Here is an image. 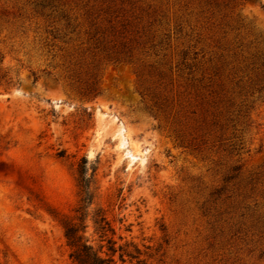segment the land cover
<instances>
[{"label": "rangeland", "instance_id": "obj_1", "mask_svg": "<svg viewBox=\"0 0 264 264\" xmlns=\"http://www.w3.org/2000/svg\"><path fill=\"white\" fill-rule=\"evenodd\" d=\"M84 158L115 264H264V0H0V264H73Z\"/></svg>", "mask_w": 264, "mask_h": 264}, {"label": "trees", "instance_id": "obj_2", "mask_svg": "<svg viewBox=\"0 0 264 264\" xmlns=\"http://www.w3.org/2000/svg\"><path fill=\"white\" fill-rule=\"evenodd\" d=\"M86 159L84 158L82 163L79 165V186L81 189V199L79 207L76 210L81 212L78 216L79 222H73L71 220L63 223L64 235L67 240L68 245L71 248L70 259L73 264H115L114 254L117 252L115 247V241L107 237V232L109 228L108 222L104 216L100 218H95L94 223L97 225L96 230L100 234L101 241L106 240V251H103L105 245L100 244L98 249H95L94 246L89 242L88 238L85 235L86 225L83 223V210L89 206L92 202V194L90 192V179L86 175ZM120 250L122 247L119 246ZM127 254L129 257L134 258L130 252L121 251L119 257L124 261V256Z\"/></svg>", "mask_w": 264, "mask_h": 264}]
</instances>
